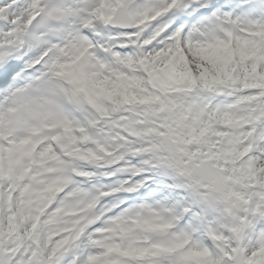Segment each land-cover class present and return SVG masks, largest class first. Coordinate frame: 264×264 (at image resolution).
Returning <instances> with one entry per match:
<instances>
[{"label":"snow or ice","instance_id":"snow-or-ice-1","mask_svg":"<svg viewBox=\"0 0 264 264\" xmlns=\"http://www.w3.org/2000/svg\"><path fill=\"white\" fill-rule=\"evenodd\" d=\"M0 264H264V0H0Z\"/></svg>","mask_w":264,"mask_h":264}]
</instances>
